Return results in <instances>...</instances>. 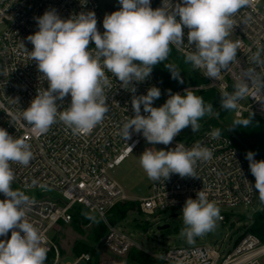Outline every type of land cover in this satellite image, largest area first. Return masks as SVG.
<instances>
[{
	"label": "clouds",
	"instance_id": "clouds-1",
	"mask_svg": "<svg viewBox=\"0 0 264 264\" xmlns=\"http://www.w3.org/2000/svg\"><path fill=\"white\" fill-rule=\"evenodd\" d=\"M118 3L119 10L105 15L103 33L98 31L93 11L62 19L55 9H50L35 17L38 31L27 37L33 45L29 54L48 87L37 92L22 112V120L37 135L47 132L57 119L74 132H91L109 111L105 87H110V80L105 69L133 93L131 105L135 115L123 125L125 140L131 138L132 130L142 133L152 145H169L183 129L190 126L192 132H197L201 119L219 115L212 104L188 89L183 95L168 90L166 102L153 107L161 96L160 89L153 86L146 95L137 96L133 82L145 81L153 67L168 58L171 45L179 47L185 43V28L187 45L192 49L185 53V63L203 69L205 77L218 80L222 71L237 61L241 41L229 40L228 36L234 28L233 17L248 7L250 0H182L175 5L172 0H163L162 6L155 9L151 0H118ZM90 42H94V48L89 47ZM250 63L253 67L243 70L233 91L221 92L222 109H238L239 101L249 96L253 85L257 93L264 94V75L257 71L264 66V45H257ZM165 68L173 79L183 83L180 72L171 65ZM69 95L70 105L59 111L57 101ZM251 97L256 98V94ZM141 106L148 115L141 114ZM253 115L235 119L228 130L247 128L253 122ZM209 135L218 139L221 130L215 128ZM129 151L132 152L131 147ZM212 156L208 147L196 143L191 149L149 148L139 156V162L150 180L165 181L171 174L196 177L197 162L208 161ZM254 157V152L246 153L250 172L255 177L254 188L264 202V160L257 161ZM32 159L30 144L25 139L14 138L0 128V193L6 197L0 200V237H7L11 231L10 239L0 240V264H45L47 259L44 237L26 219L25 208L30 198L12 188L15 173L11 164L27 166ZM182 216L184 227L180 236L193 244L197 237L215 228L220 210L204 191H198L195 199L186 200Z\"/></svg>",
	"mask_w": 264,
	"mask_h": 264
},
{
	"label": "built area",
	"instance_id": "built-area-1",
	"mask_svg": "<svg viewBox=\"0 0 264 264\" xmlns=\"http://www.w3.org/2000/svg\"><path fill=\"white\" fill-rule=\"evenodd\" d=\"M162 3L163 0H151V7H161ZM172 3H182V0H172ZM50 9H55L62 19L93 11L98 31H105L103 19L107 12L99 0H0V27L4 29L0 35V128L14 138L25 139L33 153V159L27 166L11 164L15 173L12 188L30 198L25 208L26 219L44 237V246L48 248L45 264H96L91 252H83L70 262L63 263L49 233L59 224H71L76 209L82 206L108 227L103 241L105 249L116 256H127L135 242L125 231L109 224L113 208L126 200L122 188L110 176V171L136 153L146 139L142 133L132 130L131 138L124 139L123 125L135 115L131 105L133 93L124 89L121 82L106 69L105 74L110 80V87H105L109 111L91 132H74L57 119L47 132L37 135L32 131V126L22 120V112L30 106L37 92L48 87L36 62L30 59L29 52L33 45L27 37L38 31L35 17L42 16ZM233 20L234 28L228 39L241 41L237 61L222 71L218 80L205 77L203 69H195L209 81L207 88L220 93L233 91V85L241 78L243 70L253 67L250 57L257 45H264V0H250V5L241 9ZM187 31L185 28L184 44L170 46L184 57L186 52L192 51L187 45ZM89 47L94 48V42H90ZM257 71L264 75V66ZM133 86L137 96L146 95L153 86L160 89L161 96L154 101L153 107L162 106L169 98V91L154 67L145 81L133 82ZM186 89L203 88H185L177 93L183 94ZM254 93L256 98L251 97ZM260 100H264V94L257 93L253 85L249 96L239 101L238 109L232 110L235 119L251 113L264 119V101ZM70 103V95L63 101L58 100V110H65ZM141 114L148 115L144 113L143 106ZM213 129L214 126L201 122L199 131L192 132L189 126L174 138L169 144L171 149H191L200 143L208 147L213 156L208 161L197 162L196 177L181 178L178 174H171L165 181H154L150 195L139 201L142 214L154 216L181 209L188 198H196L198 191H204L208 200L217 207L233 208L254 203L257 191L250 168L237 146L238 137L221 131L220 137L213 139L209 135ZM5 198L0 193V200ZM218 220L223 223L227 221L223 214ZM10 236L11 231L0 240L10 239ZM157 257L167 264H262L264 244L255 235L246 233L226 256L214 246H196L170 248Z\"/></svg>",
	"mask_w": 264,
	"mask_h": 264
},
{
	"label": "rangeland",
	"instance_id": "rangeland-1",
	"mask_svg": "<svg viewBox=\"0 0 264 264\" xmlns=\"http://www.w3.org/2000/svg\"><path fill=\"white\" fill-rule=\"evenodd\" d=\"M99 1L103 8L106 5L112 6L116 11L120 8L118 0ZM3 31L4 29L0 27V35ZM201 87L203 89H193L190 91L194 93L210 89L207 88V85ZM234 120V112L231 111L223 124L229 127ZM149 147L156 148L157 150H171L170 145H152L145 141L136 153H133L121 165L110 171V176L119 184L126 197V200L121 202L127 200L139 202L141 199L150 195L151 186L154 181L148 178L139 162V156ZM251 176L255 184V177L252 174ZM218 208L220 214L226 216V223L217 219L215 228L211 232L197 237L193 244H188L186 239L180 236V232L184 227L182 208L168 210L154 216L142 214L141 211L131 212L124 222L117 225H113L110 222L109 224L129 234L136 244L133 248L146 253L154 262L162 261L157 255H160L164 250L170 248L214 246L222 255L226 256L233 251L239 240L247 233L255 213L264 209V202L260 201L259 193L257 192L256 199L250 206L240 205L233 208ZM167 225L169 226L168 229L160 230L161 227ZM92 226V224L84 225L81 223H71L69 225L59 224L49 233V237L55 242L60 252L61 258L63 259L62 262H70L76 256L73 252V246L76 241H85L97 250V253L93 254L96 264H130L126 260L127 256H116L105 249L103 241L109 231L108 227L107 233L99 242L91 243L89 238L92 234ZM261 263L264 264V259L261 260Z\"/></svg>",
	"mask_w": 264,
	"mask_h": 264
},
{
	"label": "trees",
	"instance_id": "trees-1",
	"mask_svg": "<svg viewBox=\"0 0 264 264\" xmlns=\"http://www.w3.org/2000/svg\"><path fill=\"white\" fill-rule=\"evenodd\" d=\"M166 65H171L175 71L180 72L183 83L172 78L171 72L165 68ZM154 69L165 87L168 90H171L172 93H177L188 87H201L209 84V81L190 64H186L185 57L175 51L173 48H171L168 58L160 64L155 65ZM194 94L202 96L205 103L212 104L214 111L219 113L218 116H205L199 121V123L207 122V124H210L215 128H219L225 133H230L237 136V146L239 147L240 152L245 158L248 166L249 161L246 159V153L249 151L255 153L254 158L257 161L264 160V119L253 115V122L247 128L236 127L228 130L232 125H229L228 127L223 123L225 122L227 115L232 110H224L220 107L221 93L216 89L210 88L207 90L194 92ZM250 116L251 115H246L244 118H250ZM139 211L140 209L138 201L127 200L120 202L111 211L109 222L113 225H117L121 222H124L127 219L129 213ZM85 213H87L88 216L84 215ZM89 216L94 217L84 207L79 206L76 209L72 224H92V234L89 240L91 243H97L107 233V226L98 218L95 217V219H90ZM247 233L255 235L264 244V209L255 213ZM73 252L76 256H78L83 252H91L92 254H96L97 250L91 247L88 242L76 241L73 246ZM126 260L130 264H166L163 261L154 262L146 253L135 248H132L129 251Z\"/></svg>",
	"mask_w": 264,
	"mask_h": 264
},
{
	"label": "water",
	"instance_id": "water-1",
	"mask_svg": "<svg viewBox=\"0 0 264 264\" xmlns=\"http://www.w3.org/2000/svg\"><path fill=\"white\" fill-rule=\"evenodd\" d=\"M105 10H106L107 14H111L112 12L116 11L112 6H109V5L105 6ZM168 228H169V226L167 225V226L161 227L160 230H166Z\"/></svg>",
	"mask_w": 264,
	"mask_h": 264
}]
</instances>
